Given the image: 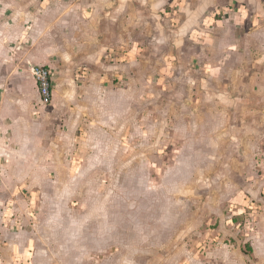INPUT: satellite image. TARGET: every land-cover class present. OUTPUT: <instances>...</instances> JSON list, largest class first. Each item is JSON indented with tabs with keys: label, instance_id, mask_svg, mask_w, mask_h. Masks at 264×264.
Instances as JSON below:
<instances>
[{
	"label": "rangeland",
	"instance_id": "1",
	"mask_svg": "<svg viewBox=\"0 0 264 264\" xmlns=\"http://www.w3.org/2000/svg\"><path fill=\"white\" fill-rule=\"evenodd\" d=\"M107 3L52 70L67 113L23 162L32 234L0 207L31 244L10 264H264V31L203 61L163 0Z\"/></svg>",
	"mask_w": 264,
	"mask_h": 264
},
{
	"label": "crops",
	"instance_id": "2",
	"mask_svg": "<svg viewBox=\"0 0 264 264\" xmlns=\"http://www.w3.org/2000/svg\"><path fill=\"white\" fill-rule=\"evenodd\" d=\"M104 1L107 0H0V207L6 205L4 217L13 215L23 221L24 226L16 235L32 234L30 216L37 217L28 208L31 199L27 200L24 185L19 188L37 167L28 168L23 162L29 160L28 155L36 156L37 150H43L44 139L51 135L46 129L67 113L56 98L47 106L38 105L39 94L31 68L37 65L51 70L59 68L63 63L60 59L67 58L61 45L69 42L70 26L76 25L78 16L86 26H92L88 17L106 19L110 6L108 3L104 6ZM163 1L171 24L179 22L180 27L193 28L200 45L209 43L211 51L200 50L203 61L218 59L226 53L239 55L238 48L264 31V0ZM119 12L117 7L116 13ZM121 55L120 50L105 49L100 60L104 58L107 63L109 58ZM20 156L25 158L22 160ZM3 215L0 212V264H10L12 252H29L31 244L15 245L9 241L6 236L12 233L6 232ZM22 257L27 264L30 258L25 254Z\"/></svg>",
	"mask_w": 264,
	"mask_h": 264
},
{
	"label": "built area",
	"instance_id": "3",
	"mask_svg": "<svg viewBox=\"0 0 264 264\" xmlns=\"http://www.w3.org/2000/svg\"><path fill=\"white\" fill-rule=\"evenodd\" d=\"M31 75L39 94V106H47L53 98V72L48 66H32Z\"/></svg>",
	"mask_w": 264,
	"mask_h": 264
}]
</instances>
